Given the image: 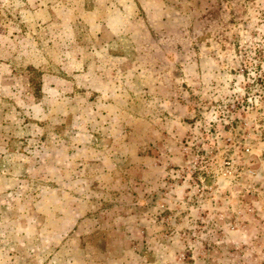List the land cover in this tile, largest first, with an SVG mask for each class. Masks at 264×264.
Returning <instances> with one entry per match:
<instances>
[{
    "label": "rangeland",
    "instance_id": "rangeland-1",
    "mask_svg": "<svg viewBox=\"0 0 264 264\" xmlns=\"http://www.w3.org/2000/svg\"><path fill=\"white\" fill-rule=\"evenodd\" d=\"M0 264H264V0H0Z\"/></svg>",
    "mask_w": 264,
    "mask_h": 264
}]
</instances>
